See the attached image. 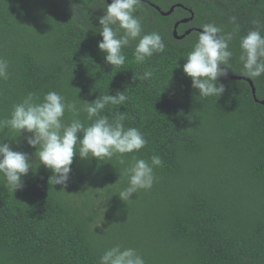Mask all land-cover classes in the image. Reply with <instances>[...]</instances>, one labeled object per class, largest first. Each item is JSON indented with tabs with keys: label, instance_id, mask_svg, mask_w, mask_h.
Listing matches in <instances>:
<instances>
[{
	"label": "trees",
	"instance_id": "trees-1",
	"mask_svg": "<svg viewBox=\"0 0 264 264\" xmlns=\"http://www.w3.org/2000/svg\"><path fill=\"white\" fill-rule=\"evenodd\" d=\"M150 2L163 11L175 7L165 16ZM102 4L0 0V57L9 63V78L0 79V120L10 119L29 93L40 102L56 91L82 108L98 95L124 91L125 103L101 114L109 120L123 114L125 127L147 140L139 152L107 161L77 154L63 187L39 164L25 139L30 133L0 128V140L33 160L14 192L0 174V264H100L117 244L136 249L145 264H264V78L252 79L254 95L245 78L222 76V95L203 98L183 72L200 31L173 35L175 21L191 11L179 34L213 21L225 32L238 25L228 72L244 75L239 39L257 27L254 21L264 34V0H141L136 14L144 31L159 32L167 47L137 64L133 42L120 69L97 46ZM145 70L153 73L149 80H133ZM78 118L92 123L84 111ZM71 119L66 112L65 121ZM153 155L163 164L154 167L152 188L123 201L118 193L128 186L133 156L150 163Z\"/></svg>",
	"mask_w": 264,
	"mask_h": 264
},
{
	"label": "clouds",
	"instance_id": "clouds-1",
	"mask_svg": "<svg viewBox=\"0 0 264 264\" xmlns=\"http://www.w3.org/2000/svg\"><path fill=\"white\" fill-rule=\"evenodd\" d=\"M140 5L141 0H111V3L103 0L104 14L98 18L99 27L95 31L102 40L97 46L113 68L120 69L125 65L123 49L133 42L137 64H143L167 47L159 32L144 31L142 20L136 14ZM231 19L235 21V17ZM254 23L257 27L239 39L238 59L244 76L260 79L264 78V34L260 21ZM238 28L236 25L233 31L225 32L214 21L201 25L198 39L183 64V72L191 78V86L199 91V96L218 98L224 92V85L217 81L232 69L234 52L230 44ZM8 67V61L0 57V79L9 78ZM152 75L151 70H145L143 75L135 73L133 80H149ZM126 100L124 91H117L115 95H98L91 102L84 100L82 108H77L76 102H67L56 91L46 93L40 102H37L39 97L29 93L22 102L13 106L10 119L0 120V128H11L20 135L30 133L25 137L27 144L36 149L34 154L38 156L39 164L52 171L51 183L67 187L73 158L77 154L81 159L94 157L107 161L113 155L139 152L146 146L147 140L138 128L125 127L123 114L114 120L101 114L109 106L123 105ZM80 111L87 113L91 124L85 126L78 118ZM66 112L72 114L70 122L65 121ZM132 159L125 170L128 186L118 193L123 201L129 200L140 189L150 190L156 180L154 167L163 164L159 155H153L150 163L135 156ZM32 162L28 153L14 150L9 143L0 140V174L13 192L23 188L22 177L33 169ZM100 264H145V261L136 249L122 248L117 244L104 252Z\"/></svg>",
	"mask_w": 264,
	"mask_h": 264
},
{
	"label": "water",
	"instance_id": "water-1",
	"mask_svg": "<svg viewBox=\"0 0 264 264\" xmlns=\"http://www.w3.org/2000/svg\"><path fill=\"white\" fill-rule=\"evenodd\" d=\"M143 1H148V0H143ZM109 3H111V0H108ZM150 4H152L157 10H159L161 12L162 15H170L173 10H174V7L175 6H171V8L167 11H163L161 10V8L158 6V5H155L154 3L150 2ZM193 12L191 11V16L189 17H185V18H182L181 20H178L175 22L174 24V29H173V35L177 38V39H182L184 38L187 34H189L191 31L193 30H197V31H201L202 29L201 28H197V27H190V28H187L182 34H179L178 31H177V27L180 23H186L188 22L189 20L193 19ZM221 67H224L223 65H221ZM227 76L230 77L231 79H234V78H245L246 80L249 81V83L251 84L252 86V91H253V94L255 95V92H256V89H255V85L252 81L251 78L249 77H246L244 75H235V74H231L228 72L227 70ZM264 102V100H262Z\"/></svg>",
	"mask_w": 264,
	"mask_h": 264
},
{
	"label": "flooded vegetation",
	"instance_id": "flooded-vegetation-1",
	"mask_svg": "<svg viewBox=\"0 0 264 264\" xmlns=\"http://www.w3.org/2000/svg\"><path fill=\"white\" fill-rule=\"evenodd\" d=\"M181 19H182V18H181ZM181 19H179V20H181ZM176 21H178V20H176ZM176 21H175V22H176Z\"/></svg>",
	"mask_w": 264,
	"mask_h": 264
}]
</instances>
